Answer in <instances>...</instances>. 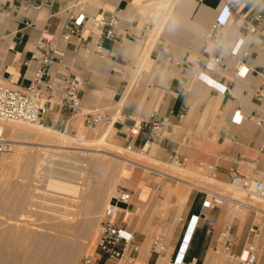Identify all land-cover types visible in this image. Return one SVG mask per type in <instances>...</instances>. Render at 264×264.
<instances>
[{
    "label": "crops",
    "instance_id": "crops-1",
    "mask_svg": "<svg viewBox=\"0 0 264 264\" xmlns=\"http://www.w3.org/2000/svg\"><path fill=\"white\" fill-rule=\"evenodd\" d=\"M228 1L231 0H56L51 9L2 15L0 81L13 88L29 85L36 64L28 63L37 37L42 32L59 34L69 13L96 16L104 10L116 11L121 18L116 41L99 40L95 34L86 33L83 39L73 37L59 45L60 58L76 77L85 80L81 92L84 108L106 112L114 122L109 128L117 131L126 146L139 145L148 138L147 132L132 136L130 129L135 121L157 112L174 123L167 138L156 141L160 158L178 151L188 161L208 160L222 178L229 179L228 170L232 168L239 169L245 177H257L264 173V103L255 99L254 90L264 75V34H254L245 25L261 27L256 18L264 13V0H236L219 44L207 45L206 35ZM16 2L0 0V8ZM164 9L167 10L161 12ZM239 39L244 44L234 57L231 51ZM98 43L107 51L105 57L95 52ZM220 54L228 69H206V61ZM239 64L250 68L244 79L235 77ZM52 103L57 114L56 98ZM238 110L243 115L239 125L232 121ZM182 112L186 115L179 120ZM184 136L190 140L187 146L181 143ZM155 145L150 144L147 156L155 151ZM144 184L138 188V203L154 191ZM204 197L191 214L201 210ZM134 201L131 207L137 211ZM218 220L214 233L220 229ZM234 230L242 245L248 229L241 235L235 226ZM207 231V223L201 222L189 252V257L196 258L199 264H210V251H216L207 248ZM136 239L145 244L146 239L140 241L137 233ZM92 252L94 264H112L99 251Z\"/></svg>",
    "mask_w": 264,
    "mask_h": 264
},
{
    "label": "rangeland",
    "instance_id": "rangeland-1",
    "mask_svg": "<svg viewBox=\"0 0 264 264\" xmlns=\"http://www.w3.org/2000/svg\"><path fill=\"white\" fill-rule=\"evenodd\" d=\"M3 120H0V140L8 144V147L0 159V257L1 253H22V236L29 233L34 239L57 238L61 242V253L73 256V260L67 264H83L85 254L94 249V238L104 220L105 207L110 202L114 189L124 186L136 191L145 186L144 183L154 191L149 198L139 203L137 198H134L138 205L134 227L138 239H146L145 244H141V251L150 250V256L147 261L142 262L140 251L137 259L131 264H158L159 261H162V264H170L173 246L198 200L206 195L204 192L209 197L221 195L226 198V201L210 214L211 219H219L220 225L219 230L207 237V248H215L218 252L219 259L217 258L216 264H224L226 260L219 237L227 224L238 228L241 235L252 223L261 222L264 240V218L261 215L254 217L249 209L235 204L231 198L240 193L242 202L247 201L259 210L262 209L264 200L251 199L254 195L249 199L246 191L230 185L228 178H222L216 171L210 172L200 168V161L209 163L206 159L188 161L179 169L167 159L159 157L156 151L157 142L152 154L136 155L125 150L126 145L117 131L110 132L107 141L113 146V153L118 157L128 158L200 186L190 188L188 200L180 208L174 193L180 187L189 188L185 184L162 179L140 167L125 166L122 158L95 151V145L74 143L68 148L54 147L35 140L33 129H17V123H7ZM107 126L101 124L86 128L81 120H75L72 121V128L67 131L53 130L71 137L83 136L84 140L89 139L91 142L92 139L95 142L109 129ZM128 171L130 173L127 178ZM262 175L263 173L255 178ZM50 177L76 184L78 193L46 192L45 185ZM157 186L165 188L160 192ZM96 195H99L98 199L95 198L97 201L94 199ZM156 240L158 245H154ZM17 259L16 255L13 260ZM119 264L130 263L122 260Z\"/></svg>",
    "mask_w": 264,
    "mask_h": 264
},
{
    "label": "built area",
    "instance_id": "built-area-1",
    "mask_svg": "<svg viewBox=\"0 0 264 264\" xmlns=\"http://www.w3.org/2000/svg\"><path fill=\"white\" fill-rule=\"evenodd\" d=\"M56 0H17L12 6L0 8V17L2 15L11 17L16 12L36 11L51 9ZM236 0L228 1L223 9V13L209 29L205 42L207 45L217 46L220 37L229 21ZM54 16V13H52ZM120 16L118 12L104 10L96 16H89L85 13H69L59 34H49L42 32L36 39L35 50L31 61L35 63L36 69L29 85L25 87L13 88L0 81V118L6 121L25 122L30 124H41L49 126L59 131H67L72 127V121L81 120L86 128L97 127L101 124L109 125L112 119L102 110H87L82 103V87L85 83L84 78H78L67 67L59 56V45L70 41L73 37L83 39L86 33L95 34L99 40L104 38L117 40V30L119 28ZM257 21L261 25H245L250 32L254 34H264V13L257 16ZM244 44L243 39H239L231 51V55L236 57ZM95 52L101 57L107 55V51L98 43ZM167 53V49H164ZM223 55H217L205 63L206 69H214L220 66L227 70L223 63ZM250 68L239 64L235 70V77L244 79ZM224 91L231 92L228 88ZM254 97L259 103H264V75L260 84L254 90ZM56 98L57 114L53 112L52 101ZM186 112L179 115V120L183 119ZM234 124H241L243 115L240 111L234 113ZM114 124V122H113ZM174 123L168 118L160 116L153 112L147 119L135 121L130 129L132 136H138L143 132L148 133V138L141 144L135 145L129 143L126 150L135 151L139 155L147 154L148 146L159 140L167 138L173 130ZM182 145H189V137L184 136L181 139ZM8 144L0 140V159L7 149ZM166 159L175 166H183L188 163V158L178 151H173L166 155ZM199 167L210 172H215L217 167L214 164L205 161L199 162ZM148 171L150 174L161 177L162 179L177 181L175 177L162 171L150 168L144 165H138ZM228 177L233 186L246 191L250 198L255 197L264 200V173L259 178L245 177L239 169L232 168L228 170ZM160 190L162 187L157 186ZM136 191L124 186H118L114 189L110 202L107 203L104 211V220L100 224L95 235L93 250L99 251L106 260L112 264H119L125 260L127 263H133L140 251L141 244L136 239L137 231L134 229L136 219L135 211L131 207ZM226 198L219 195L209 197L206 193L201 203V210L198 213L191 214L184 225L181 238L177 248L173 251L170 264H199L196 258H190L189 252L193 239L201 222H206L208 231L211 235L214 233L216 221L211 219L209 212L217 206L223 204ZM250 210L254 217L261 215L264 218V211L248 204L240 202ZM264 220V219H263ZM263 224L252 223L248 228L246 241L240 245L238 235L232 224H227L219 237L225 254L224 264H264V240ZM158 240L154 245H158ZM164 250V247H162ZM95 256L91 251L83 257V264H94Z\"/></svg>",
    "mask_w": 264,
    "mask_h": 264
},
{
    "label": "bare ground",
    "instance_id": "bare-ground-1",
    "mask_svg": "<svg viewBox=\"0 0 264 264\" xmlns=\"http://www.w3.org/2000/svg\"><path fill=\"white\" fill-rule=\"evenodd\" d=\"M157 18H159V14H157ZM0 120H1V118H0ZM8 122L9 121H7V123ZM10 122L17 123V127H18V128L16 127L17 129H19V128H21V129L23 128L24 130L33 129L34 130V132H33L34 136L33 137H35L34 138L35 140L43 142V143H48L49 145H52V146L57 147V148H61V149L62 148H68L74 143H80L81 145H84V146L95 145V146H97L95 151H101L104 154L114 156L115 158H118V159L120 157V158H122L121 161L124 163L125 166H127V165L137 166V164L142 165V164H140L136 161L130 160L128 158H123L121 156L118 157L117 154L113 153V151H114L113 146L107 141L109 138L108 136H109V133L111 131V128H109L107 131H105V133H103L102 137L99 138V140H96L95 142H93L91 139V142H90V141H88L89 136L87 137L88 140H84L83 136H81L80 138L67 136L65 134L57 132L56 130H53L49 126H45V125H41V124H30V123L15 122V121H10ZM18 125H20V126H18ZM112 126H113V120L107 127H112ZM51 136L54 138H51ZM84 136H86V135H84ZM95 137H96V135L94 136V138ZM37 141L35 142L36 144L38 143ZM149 148H150V144L148 146V149ZM125 150H126V148H125ZM130 153H134L136 155H139L135 151H132ZM147 154H148V150H147ZM147 154H145V156ZM177 168L181 169L182 167L178 166ZM166 174H169V173H166ZM169 175H171V174H169ZM171 176L175 177L179 183L185 184L189 187V188L180 187L174 193V194H176V199H177L179 207L182 208L188 200V197L190 194V188H195L198 185L195 183H188L185 180H183L182 178H178L174 175H171ZM230 185H232V184H230ZM45 187H46V192L50 191V192L65 193V194H73V193L76 194V193H78V187L76 184H73L71 182H66L63 179L56 178V177L48 178ZM198 187H200V186H198ZM239 189L244 191L241 188H239ZM46 192H45V194H46ZM238 192H239V190H238ZM239 194H237V193L234 195L232 194L233 198H231V199L233 200V202L235 204H239L240 203L239 201H241V202L243 201V200H241L242 195H239ZM139 195H140V191H139V189H137L136 194H135L136 198ZM95 198L98 199L99 195H96V197L94 196V199ZM253 198H257V197L253 196L251 199H253ZM249 199H250V197H249ZM261 206H262L261 210L264 211V204ZM174 219H177V218H174ZM19 223L21 224V222H19ZM37 237H39V236L37 235ZM20 245L22 248V251H21L22 253H1L2 256L0 257V264H67L68 262L70 263V261L73 260V256L71 254L64 255V253H61V242L59 240H57V238L56 239L55 238L34 239V237H31V235L29 233H25L22 236ZM217 253L218 252L215 250L210 251V255L212 257V260L213 261L215 260V264L217 263V260L219 259L217 256L215 257V255H217ZM16 255L18 256V259L15 261V260H13V258ZM149 256H150V250L143 249L140 253V258H141L142 262H144V260L147 261ZM209 260H210V258H209ZM212 260H211V262H212ZM211 262H209V263L211 264ZM158 264H162V261H159Z\"/></svg>",
    "mask_w": 264,
    "mask_h": 264
}]
</instances>
